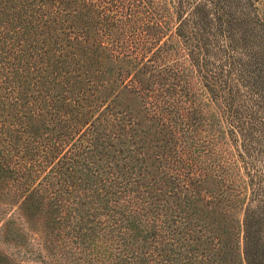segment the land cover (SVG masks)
I'll return each instance as SVG.
<instances>
[{"label":"trees","instance_id":"trees-1","mask_svg":"<svg viewBox=\"0 0 264 264\" xmlns=\"http://www.w3.org/2000/svg\"><path fill=\"white\" fill-rule=\"evenodd\" d=\"M239 49L264 0H0V264H264Z\"/></svg>","mask_w":264,"mask_h":264},{"label":"rangeland","instance_id":"rangeland-1","mask_svg":"<svg viewBox=\"0 0 264 264\" xmlns=\"http://www.w3.org/2000/svg\"><path fill=\"white\" fill-rule=\"evenodd\" d=\"M234 54L238 63L232 71V86L236 88L237 83L235 95L239 106L238 114L243 122V129L247 132L245 170L252 186L258 188L260 196L264 198V69L257 74L258 66L254 70L248 68L250 61L242 50L239 49ZM227 57L224 54L221 62L226 63Z\"/></svg>","mask_w":264,"mask_h":264}]
</instances>
